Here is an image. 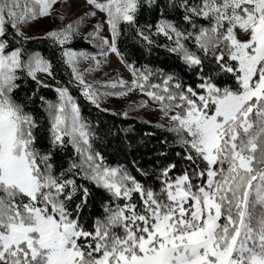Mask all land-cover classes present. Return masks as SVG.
<instances>
[{
  "label": "snow or ice",
  "instance_id": "snow-or-ice-1",
  "mask_svg": "<svg viewBox=\"0 0 264 264\" xmlns=\"http://www.w3.org/2000/svg\"><path fill=\"white\" fill-rule=\"evenodd\" d=\"M61 3L0 0V264H264V0H86L99 51L72 47L74 23L47 32L70 69L53 102L40 89L51 87L44 77L55 79L54 64L26 44ZM145 11L157 14L154 31L140 27ZM128 28L148 46L164 37L157 46L198 82L161 74L153 83V70L127 63L118 40ZM109 53L131 82L86 80ZM26 81L36 87L23 99ZM73 86L101 111L103 98L138 90L148 98L138 107L156 106L180 159L160 152L150 168L109 163ZM89 185L106 199L103 216L86 224Z\"/></svg>",
  "mask_w": 264,
  "mask_h": 264
},
{
  "label": "trees",
  "instance_id": "trees-1",
  "mask_svg": "<svg viewBox=\"0 0 264 264\" xmlns=\"http://www.w3.org/2000/svg\"><path fill=\"white\" fill-rule=\"evenodd\" d=\"M157 21L158 17L155 11H145L140 16V27L147 31L148 26H152L154 31V25ZM153 40L155 44L148 46L145 41L136 35L134 29L128 28L120 36L118 48L127 63L134 65L137 69H143L146 66L153 70L155 73L152 79L153 83L160 81L161 74H174L185 85H194L198 82L193 70L184 65L175 54L170 53L164 47L157 46L168 43L164 37L153 36ZM28 45L31 46V49L40 51L42 55L52 60L56 80L62 84L68 83L70 69L61 62L60 51L52 41L46 38H34L27 42L26 46ZM72 47L96 52V49L89 43L82 44L75 41ZM119 59L121 60L120 57ZM122 63L126 66L124 62ZM222 79L230 83V77L225 76ZM35 87V82L26 81L22 85L21 98L26 99ZM71 91L78 100L83 116L94 126L98 137L96 141L97 149L103 153L109 163L124 164L131 168L132 162L135 160L145 168H150L152 162L159 157L160 152L168 153L170 159H180L175 153H182L183 150L176 142L173 133L158 129L154 125L136 118H126L107 111H101L85 100L75 86L72 87ZM40 94L44 95L49 101L54 102L57 99L56 92L50 87L41 88ZM28 107L29 109L33 108L30 103ZM35 110L41 113L40 135L45 137L42 142L46 143V120L43 108L38 107ZM61 162L65 166L67 165L66 158L62 159ZM138 178L140 177L138 176ZM152 183L158 189V182L153 180ZM89 187L93 189V197L84 214L86 224H90L95 218L103 216L102 203L106 199V194L102 190L96 189L92 185H89Z\"/></svg>",
  "mask_w": 264,
  "mask_h": 264
},
{
  "label": "rangeland",
  "instance_id": "rangeland-1",
  "mask_svg": "<svg viewBox=\"0 0 264 264\" xmlns=\"http://www.w3.org/2000/svg\"><path fill=\"white\" fill-rule=\"evenodd\" d=\"M58 11L48 18H44L36 23L31 31L30 35L34 38H46L48 31L62 29L69 23H74L79 27V34L75 41H79L82 44L89 43L96 49L94 51H88L86 49L74 48L78 51H85L95 55L99 49L96 47V41L90 39V33L93 32L94 26L97 23L95 18L86 17L85 13L89 11V6L86 4V0H66V3L57 5ZM102 35H108L105 30ZM47 39V38H46ZM51 41V40H50ZM103 60L99 69H94L90 74L86 73V80L91 82H105L111 79L123 78L126 81L131 82L132 73L122 63L119 57L115 53H109L106 60L103 57H98ZM92 62H84L81 65L82 69H86ZM45 83L51 85L50 88L54 89L57 84L56 79L44 77ZM146 96H143L138 90L130 93L128 96L116 97L108 96L102 99L101 108L108 109L107 112L120 115L126 118H136L146 123L154 125L158 129H164L165 127H159L158 125H166L167 121L162 119L161 114L157 110L156 106L151 104L147 108L138 107V105L147 100Z\"/></svg>",
  "mask_w": 264,
  "mask_h": 264
}]
</instances>
